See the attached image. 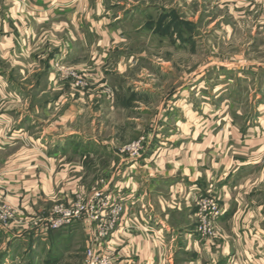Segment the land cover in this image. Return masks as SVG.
<instances>
[{
    "label": "crops",
    "instance_id": "0c3cea01",
    "mask_svg": "<svg viewBox=\"0 0 264 264\" xmlns=\"http://www.w3.org/2000/svg\"><path fill=\"white\" fill-rule=\"evenodd\" d=\"M145 1L4 0L0 4L10 19L0 21V154L12 153L10 160H1L0 202L21 212L7 231L0 229V244L6 250L0 263L14 253L11 245L22 248L29 243L33 248L45 244L54 253L60 246L52 260L66 256L73 233L80 230L60 232L66 227L41 235L18 221L46 217L56 203L68 206L75 197L86 199L91 193L83 183L86 163L103 158L110 161L111 171L101 187L122 196L125 212L120 224L129 227L127 235L117 227L99 242L102 252H113L112 264H264V101L256 100L253 113L246 115L229 112L236 108L231 99L207 104L193 96L188 104L181 94L180 99L175 96L169 105L178 113L162 117L165 125L156 135V151L138 162L124 159L115 165L112 148L95 135H83L75 128L68 133L53 130L76 118L69 112L74 106L63 96L71 92L77 96L73 101L81 103L77 105L87 106L90 100L86 93L73 91L69 82L58 81L52 72L55 63L85 71L91 80L87 95L102 82H111L118 97L134 98L135 89L129 84H115L116 76L111 80L112 74L131 67L125 63L133 52L125 47L155 38L159 45L183 47L179 31L184 24L174 16L172 4ZM213 1L229 14L257 5L252 4L256 0ZM3 64L17 66L30 78L42 75L39 83L31 79L29 85L39 91L38 96L27 102L23 84L9 79ZM26 66L32 70L25 72ZM49 95L54 99L37 101ZM211 105L224 110L217 115ZM22 139H28L30 147L25 148ZM209 194L216 195L222 210L213 250L194 232L195 203ZM80 226L85 249L92 232Z\"/></svg>",
    "mask_w": 264,
    "mask_h": 264
},
{
    "label": "rangeland",
    "instance_id": "374dc122",
    "mask_svg": "<svg viewBox=\"0 0 264 264\" xmlns=\"http://www.w3.org/2000/svg\"><path fill=\"white\" fill-rule=\"evenodd\" d=\"M135 1H139L141 4L146 2L145 0ZM152 2L159 4L160 0H152ZM255 2H252V4L257 5L244 13L232 12V14H229L227 10L216 6V2L213 0H199V2L168 0V5L172 4V7L175 8L174 16L184 24L180 27L181 31H179L182 34L180 37L184 45L183 47L179 45V48H172L169 42L168 45L165 42L159 45L155 38L150 41L139 39L133 46L125 47L127 51L133 52V58L128 61L129 63H125L131 67L126 72L121 71L123 74L118 73L119 76H117L118 74H112L111 80H115L116 76L115 84L124 83V81L125 84H129L130 88L135 89V91H132L135 93L134 98L133 95L132 98H129L124 96L125 94L118 97L117 90L111 88V82L106 84L102 82V86L97 87L96 92L91 91L88 93L91 95H87L91 88V80L86 72L81 71L87 76L88 85L84 89L75 88L72 86L74 84L71 78H66L63 74L66 68L74 71L78 69L73 65L63 63L56 66L57 63H55L52 66V72L58 81L62 83L64 81L69 82V86L73 91L86 93L84 96L90 100L87 106L77 105L81 103L73 101L77 96L70 95L71 92L63 96L68 97L67 102L74 106L75 110L69 109V112L70 114H76V118L66 125L65 123H59L60 126H53V130L58 133H68L75 128L83 135H95L112 148L115 153L116 165L124 159L138 162L144 155L155 149L154 145L158 141L156 135L160 132V128L165 125L162 122V117L170 113H178V108L173 107V109V105H169V102L175 96L180 99V94L188 104L191 103L193 96L197 98L198 102L207 104L211 100L218 101L221 104V101L231 99L235 102L236 107L229 109L231 114L239 111L251 115L255 101H264V0H256ZM4 3V0H0L1 5ZM161 3H164V0ZM6 11L0 6L1 22L10 20L7 18L9 16L6 15ZM26 62L28 63L29 60ZM19 69L17 66L12 68L9 67V64H3L4 73L8 74L9 79H15L17 83L21 82L23 84L22 90L24 96L27 95L28 102L31 96L33 98L39 94L36 89H29L31 79L39 83L43 78L42 75L38 77L33 75L30 78V74H21ZM26 69L25 72L32 70L31 67L27 66ZM239 70L242 74L240 72L235 73ZM36 87L40 89V86ZM180 87L182 90H180ZM106 90L113 92L111 99L105 96L104 92ZM130 92L131 90L128 92L131 95ZM45 98L53 100L54 96L39 97L37 101L43 102ZM123 102L128 104L126 108L121 106ZM23 105L27 107L21 108L28 111L27 103L25 102ZM207 108L211 109V107ZM212 109L215 114L219 115L224 107H213ZM79 110L81 113H78ZM61 114V111L55 112L56 116L54 118H58ZM43 125L45 126V123ZM21 142L24 143L25 148L30 147L28 139H22ZM134 144H139L140 154L138 152V155L131 151ZM11 154V152L0 154V171L2 169L1 160H10ZM109 163L110 161L103 158L86 163L83 183L87 192L102 188L101 184L104 185L106 179L105 174L111 171L108 169L110 168ZM102 189L105 192V189ZM83 197H75L68 206L56 203L51 206L50 213L56 206L69 207L82 200ZM0 207H2V213H11L12 210L19 209V207L6 205L4 202H0ZM196 213L194 232L203 244L206 243L209 246L208 248L213 250L219 240L217 220L214 222V227L218 235L209 243L196 232L199 224ZM80 223L74 222L69 225L67 231L60 230V232L80 230L73 233L74 235L69 241L70 250H68L66 256L63 255L61 258L58 257L57 260H52L57 258L55 253H60V246L54 248L56 250L54 253L53 248L49 247L53 252L49 251L46 249L45 244H40L34 248L31 247L30 243L22 248L11 245L14 253L11 256L8 253L7 259L0 264H82L84 253L91 244L90 239L89 241L86 240L88 245L84 249L85 239L80 226L82 223ZM118 228L122 230L124 227L120 224ZM124 233L127 235V232ZM4 248L0 244V261L4 258L2 256L6 251ZM172 252V249L169 250L170 255L173 254ZM49 258H51V263L47 262Z\"/></svg>",
    "mask_w": 264,
    "mask_h": 264
},
{
    "label": "built area",
    "instance_id": "2783aa9c",
    "mask_svg": "<svg viewBox=\"0 0 264 264\" xmlns=\"http://www.w3.org/2000/svg\"><path fill=\"white\" fill-rule=\"evenodd\" d=\"M58 64H56L57 66ZM64 77L71 78L75 88L84 89L88 85V78L79 70L64 69ZM110 91V92H109ZM104 94L108 99L113 97L111 90ZM130 150V149H129ZM139 144H134L131 151L138 155ZM140 154V152H139ZM196 218L199 221L196 232L198 235L211 242L217 237L214 222L221 215V208L216 195L200 196L196 201ZM0 207V229L7 231L16 215L21 214L16 210L11 213H2ZM124 199L116 190L104 192L102 188L94 189L86 199H82L69 207L56 206L48 216L32 217L28 220L18 222L21 226L46 235L49 231H56L68 227L74 222H81L89 232H92L90 246L84 253L82 264H112L113 252L110 250L102 252L99 248L102 240L111 237L124 216ZM121 231L127 232L129 227L123 225Z\"/></svg>",
    "mask_w": 264,
    "mask_h": 264
}]
</instances>
